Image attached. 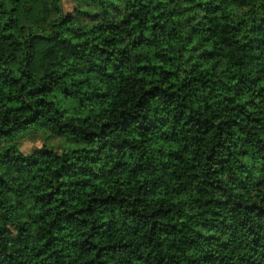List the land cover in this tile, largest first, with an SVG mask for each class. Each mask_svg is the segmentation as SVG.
<instances>
[{
	"label": "trees",
	"instance_id": "16d2710c",
	"mask_svg": "<svg viewBox=\"0 0 264 264\" xmlns=\"http://www.w3.org/2000/svg\"><path fill=\"white\" fill-rule=\"evenodd\" d=\"M71 1L0 0V264H264V0Z\"/></svg>",
	"mask_w": 264,
	"mask_h": 264
},
{
	"label": "rangeland",
	"instance_id": "374dc122",
	"mask_svg": "<svg viewBox=\"0 0 264 264\" xmlns=\"http://www.w3.org/2000/svg\"><path fill=\"white\" fill-rule=\"evenodd\" d=\"M63 7H64L65 13L70 14L71 12L74 11V3L71 0H63ZM45 142L52 143L53 145L57 147L60 145L62 140L59 138H55V137L46 139L41 134L40 135L38 134L37 136H34L33 138L26 139L24 141V145L22 149L25 153H29L36 148H42Z\"/></svg>",
	"mask_w": 264,
	"mask_h": 264
}]
</instances>
